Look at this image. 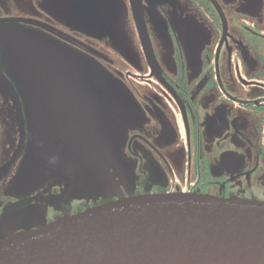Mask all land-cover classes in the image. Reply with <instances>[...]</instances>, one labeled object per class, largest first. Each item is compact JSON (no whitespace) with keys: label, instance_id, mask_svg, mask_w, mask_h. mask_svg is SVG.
I'll return each instance as SVG.
<instances>
[{"label":"flooded vegetation","instance_id":"1","mask_svg":"<svg viewBox=\"0 0 264 264\" xmlns=\"http://www.w3.org/2000/svg\"><path fill=\"white\" fill-rule=\"evenodd\" d=\"M155 3L160 17L147 6L139 42L119 43L118 34L64 20L82 14L78 0L57 5V15L45 0H0L5 19L31 15L28 29L0 23V241L140 195L264 202V1ZM26 34L113 76V142L71 102V94L84 101L103 92L87 89L80 67L62 89L36 86L47 99H27L5 52L6 41Z\"/></svg>","mask_w":264,"mask_h":264},{"label":"water","instance_id":"2","mask_svg":"<svg viewBox=\"0 0 264 264\" xmlns=\"http://www.w3.org/2000/svg\"><path fill=\"white\" fill-rule=\"evenodd\" d=\"M7 45L10 62L26 47L18 73L29 81L27 99H47L36 96V81L63 80L53 69L56 48L31 35ZM0 264H264V202L191 193L124 198L0 241Z\"/></svg>","mask_w":264,"mask_h":264},{"label":"rangeland","instance_id":"3","mask_svg":"<svg viewBox=\"0 0 264 264\" xmlns=\"http://www.w3.org/2000/svg\"><path fill=\"white\" fill-rule=\"evenodd\" d=\"M160 1L163 0H139L138 7H136L133 6L132 3L130 4L127 0H78L80 8L82 9V14L76 19H72L67 12L64 14L63 18L65 21L71 19L74 24L77 25V28L81 30L88 29L89 31L99 33V35L118 34L117 40L119 43L124 38H127V36L130 37L132 41L139 42L138 39L140 34H137L139 29H137L136 27H140V23L144 21L145 12L143 11L148 8L147 6H150L154 14L157 17H160L161 12L159 11V8L155 3ZM61 3L74 4L75 0H45V4L48 6L49 10L53 11L54 14H56V11H58L56 8L57 5ZM18 13L20 14L18 19L11 18V20L4 18L9 16L8 12L6 13V15H0V23L6 26H10L13 24V26L17 29H28L26 25L28 24V21H31V19H29L31 15H22L20 13V10H18V12H14L15 15H18ZM8 20H10L12 24H5L8 22ZM26 35L27 37H29L28 34ZM23 36L21 37V39L23 38ZM31 36H33L34 39L39 40L40 45L43 48L50 43V40L41 37H39L38 39L35 35ZM146 40H149L148 37L146 38ZM18 47L23 48V51ZM18 47L15 51V60L11 61L10 64L14 69L15 76L17 77L18 81H20L19 83L24 87L29 81L27 78L23 77L22 74L18 73V70L21 63L24 64V61L26 60V47L22 45H19ZM54 48H56V50H59L57 52L56 50L54 51L55 64L59 65L58 67H53L55 72H57L58 70H62L64 79V77L69 73H71V76L72 73H78L75 72L74 69L80 67V74L83 75V83H86L87 89L93 90L96 86L103 91L101 94L93 97H88L86 99L82 97L81 99H84V101H79L78 99L80 97L73 94H71L70 99L71 102L76 103V109L80 110L81 119L87 125L97 124V126L102 129V138L105 139V143L113 142L115 140L114 127L112 125V121L110 120L112 110V95L110 92H108V90H111L110 86L113 81V76H111L105 70L99 68L98 66H95L92 62L85 60L84 58L78 60V57L75 54L62 50L56 44H50L49 50H52ZM9 50H11V48L8 45L7 47L5 46L7 58L8 53L10 52ZM27 67L29 70H34L36 64L33 61H30L27 64ZM86 72L96 74V80L93 82H91L90 80L87 81L85 75ZM28 75L32 76V72H30V74ZM36 77L38 78V76H35V78ZM55 77L56 79L54 80V86L58 89H62V86L60 84L63 80L61 81L58 78L57 74H55ZM45 82L47 81H43V79L40 77V79L36 81V86H40L41 84L43 85ZM58 85H60L61 87ZM36 96H38L37 93ZM53 98H55L54 103H56V105L58 106H61L63 96L55 95L53 96ZM86 105H91L94 110H87L85 112ZM105 178V176H99L96 178L93 176L92 181H96L97 184L104 185ZM127 191L131 192L132 189H128ZM134 193L135 192L131 193V195H133Z\"/></svg>","mask_w":264,"mask_h":264}]
</instances>
